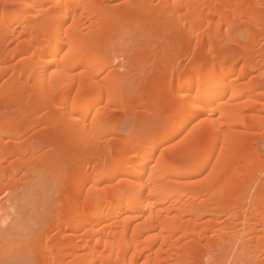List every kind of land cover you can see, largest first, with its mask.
<instances>
[{
    "label": "bare ground",
    "instance_id": "6f19581e",
    "mask_svg": "<svg viewBox=\"0 0 264 264\" xmlns=\"http://www.w3.org/2000/svg\"><path fill=\"white\" fill-rule=\"evenodd\" d=\"M0 218V264H264V0H0Z\"/></svg>",
    "mask_w": 264,
    "mask_h": 264
},
{
    "label": "rangeland",
    "instance_id": "374dc122",
    "mask_svg": "<svg viewBox=\"0 0 264 264\" xmlns=\"http://www.w3.org/2000/svg\"><path fill=\"white\" fill-rule=\"evenodd\" d=\"M117 1L118 0H110V2L111 3H113V4H116L117 3ZM175 35V36H174ZM174 35H172L171 36V38H169L168 40H171L172 38H177V39H179V36L177 35V34H174ZM173 41L174 40H171V42H169L168 44L170 45V43H173ZM177 41V40H176ZM176 41H174V42H176ZM176 47H174L173 49H175ZM179 50V51H178ZM176 51H178L179 53L180 52H182V49L181 48H177L176 49ZM174 63V65H176V63L175 62H173ZM122 128V129H121ZM127 125H123L122 124V126L120 127V135H123L124 137H126V136H128V133L126 132V130H127ZM35 130L33 129V132H34ZM123 133V134H122ZM54 138H52V137H49L48 139H46L45 141L47 142V140H48V142H53V141H56V138H59L58 136H53ZM53 139H55V140H53ZM48 151V150H47ZM54 150H51L50 149V151H49V153L50 154H54L55 152H53ZM60 155V156H59ZM59 157L57 158V160L55 161L56 163H54L55 164V166H54V168H56V169H54V170H56V172H55V175H56V173L58 172V170H60L61 168H62V166H64L63 165V161H62V153H59ZM75 163H73V164H67V165H65L64 167H65V170H66V173H67V176L68 177H70L73 173V171H74V169H75V165H74ZM68 165H69V167H68ZM60 167V168H59ZM58 168V169H57ZM71 172V173H70ZM73 176V175H72ZM57 178H55L54 177V179L52 178H50L49 180H48V178L47 179H45V182H42L41 181V183H40V185L38 186V188H37V190H35V191H33L32 193H34V194H32V193H30V194H32V195H30V194H25L26 195V197H24L25 195L24 194H22L21 196H19L18 198H16L17 199V204L19 205H17L16 206V208L15 209H17V212L18 211H22L24 214H25V216H24V214H23V216L24 217H26V216H28V217H30V216H32V214H31V211L33 210L32 208V204L34 203L35 205H37V207L38 208H42V209H40V211H42V214H46L45 212L46 211H44V208L45 207H49V213L48 214H46V217L47 216H49V218H50V214H52V212L53 211H55L56 209L55 208H58V206L59 207H61V201H62V198H64L65 196V194H62V191L61 190H64V188H61V186L58 184V182L57 183H55V180H56ZM70 179L72 180V178L70 177ZM46 180H48V181H46ZM54 180V181H53ZM55 184H58V187L55 185ZM42 186H44V188L42 187ZM48 186H50L49 188H47ZM41 187L43 188V189H41ZM55 187V188H54ZM47 188V189H46ZM59 190H60V192H59ZM37 191H39V192H37ZM53 192V193H52ZM54 192H55V194H54ZM40 193V194H39ZM52 193V194H51ZM37 194V195H36ZM47 194V195H46ZM45 195V196H44ZM51 195V196H50ZM44 196V197H43ZM52 196H54V197H52ZM62 196V197H61ZM4 197V196H3ZM28 197V198H27ZM30 197V198H29ZM26 198V199H25ZM58 200H57V199ZM61 198V199H60ZM29 200H31V201H29ZM57 200V201H56ZM29 201V202H28ZM15 202V201H14ZM13 202V203H14ZM57 202V203H56ZM16 204V203H15ZM21 204V205H20ZM22 205H24V206H22ZM9 208H8V210H9V212L11 211L12 212V214H11V212H10V216L12 215L13 217H11V219H13V222L11 221V223H13V224H15V222L17 221H19V220H16V218H20V216L21 215H19L18 216V214H17V212H16V210L14 209V207H13V205L12 204H10L9 206H8ZM12 207H13V209L14 210H11L12 209ZM22 208V209H21ZM50 209H52V210H50ZM44 212V213H43ZM21 213V212H20ZM22 214V213H21ZM18 216V217H17ZM41 217H42V215H40ZM33 217V216H32ZM46 217L44 216V218H42V219H46ZM2 218H0V244H4L6 241H12V242H16V243H18V242H20L21 241V237H18V234H17V232H19L20 230H19V225L18 224H16V225H13V224H11V223H9L10 225H4V223H3V220H1ZM8 219H10V217L8 218ZM42 219L40 220L39 218H38V221L39 222H43V224H40V226H42L41 228H46L47 227V225L49 226V224H44L45 222H46V220H44V221H42ZM48 219V218H47ZM16 220V221H15ZM21 220H22V217H21ZM9 221V220H8ZM47 221H49V220H47ZM51 222H54V221H51ZM18 223H21V222H18ZM48 223V222H47ZM7 224V223H6ZM51 224V223H50ZM46 225V226H45ZM22 226V225H21ZM37 226V225H36ZM36 226H34V227H36ZM43 226H45V227H43ZM39 226H37V228H38ZM21 228V227H20ZM23 228V227H22ZM21 228V229H22ZM36 230V229H35ZM38 230V229H37ZM20 232H22V231H20ZM19 232V233H20Z\"/></svg>",
    "mask_w": 264,
    "mask_h": 264
},
{
    "label": "snow or ice",
    "instance_id": "6c2138e0",
    "mask_svg": "<svg viewBox=\"0 0 264 264\" xmlns=\"http://www.w3.org/2000/svg\"><path fill=\"white\" fill-rule=\"evenodd\" d=\"M16 6L15 5H5V9L7 10L8 8H15ZM69 27H71V25H69ZM65 55H67V53H65ZM106 70V69H105ZM193 91H196V92H199L198 89L194 88ZM187 103H199V101H193L191 100V97H189V100L187 101ZM76 113H68V116H71V115H75ZM5 264H7V262H5Z\"/></svg>",
    "mask_w": 264,
    "mask_h": 264
}]
</instances>
